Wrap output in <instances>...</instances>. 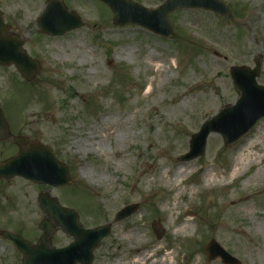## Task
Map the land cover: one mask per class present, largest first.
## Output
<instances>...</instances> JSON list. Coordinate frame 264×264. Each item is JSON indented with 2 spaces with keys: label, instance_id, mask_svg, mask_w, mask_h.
Wrapping results in <instances>:
<instances>
[{
  "label": "rangeland",
  "instance_id": "374dc122",
  "mask_svg": "<svg viewBox=\"0 0 264 264\" xmlns=\"http://www.w3.org/2000/svg\"><path fill=\"white\" fill-rule=\"evenodd\" d=\"M47 1L0 0L9 31L42 65L31 82L14 66L0 67V105L12 133L50 147L72 182L55 188L0 179V230L39 243L44 192L76 210L84 227L111 226L93 264H224L208 261L212 239L242 264H264V173L253 177L264 160L236 165L241 151L264 148V119L233 145L213 133L205 155L179 160L202 123L239 98L230 68H253L257 55L264 62V0H221L229 7L225 16L175 11L172 39L113 24L97 0H63L84 25L48 36L37 25ZM134 1L156 8L165 0ZM258 83L264 85V63ZM18 150L11 139L0 141V160ZM179 167L187 170L181 180ZM131 203H139L137 212L117 221ZM156 220L165 230L161 239ZM72 241L59 227L51 236L56 248ZM143 254L147 259L137 262ZM22 258L0 235V264Z\"/></svg>",
  "mask_w": 264,
  "mask_h": 264
},
{
  "label": "water",
  "instance_id": "95a60500",
  "mask_svg": "<svg viewBox=\"0 0 264 264\" xmlns=\"http://www.w3.org/2000/svg\"><path fill=\"white\" fill-rule=\"evenodd\" d=\"M110 7L116 25H136L152 33L167 38L174 36L169 16L178 9H204L220 15H227L228 6L220 0H166L156 9L147 8L131 0H100ZM38 27L44 34L56 36L79 28L83 21L75 12L69 11L62 0H49L37 19ZM23 41L16 35H9L8 27L0 12V65H15L18 71L31 81L41 72L38 61L23 49ZM255 67L233 66L231 78L240 98L234 105H227L211 119L205 121L199 132L190 140V151L180 157L191 160L205 154L210 133H220L225 145H232L245 136L254 125L264 117V86L259 85L257 77L263 65V57L254 59ZM12 136L5 115L0 107V139ZM20 146L18 154L0 164V178L11 179L15 176L32 180L37 184H50L65 187L71 183L69 168L59 162L52 150L37 145L24 146L22 138L14 137ZM38 202L46 214L39 227L43 232L38 244H33L22 236L10 231L2 235L12 240L23 254L22 264H92L93 251L111 231L110 225L94 229L84 228L78 221V213L63 207L57 198L42 192ZM138 208L129 205L120 210L116 220H122ZM52 220L54 222H52ZM155 234L161 239L165 233L158 221L153 222ZM60 227L74 238L67 247L54 248L51 236ZM206 251L208 260L220 258L224 264H241V261L228 253L216 240H211Z\"/></svg>",
  "mask_w": 264,
  "mask_h": 264
},
{
  "label": "bare ground",
  "instance_id": "6f19581e",
  "mask_svg": "<svg viewBox=\"0 0 264 264\" xmlns=\"http://www.w3.org/2000/svg\"><path fill=\"white\" fill-rule=\"evenodd\" d=\"M250 143V142H249ZM77 145L79 146L80 144L77 142ZM246 146L243 147V150ZM264 160V148L262 150H260L258 153H251V152H247L244 153L243 151L240 152V156H239V161L237 162L236 165L238 166H244V165H251L252 162H254L253 160ZM166 173V172H165ZM187 173V170L181 169L180 167L176 170V174H175V178H177V180H181L185 177ZM264 173V169L260 168L258 169L257 173L253 176L256 177L260 174ZM81 174L85 177H90L91 179L95 180V177L90 175L88 172L82 171ZM210 174V171L207 172V176ZM168 183H170L171 181L168 179L167 181ZM181 192H178L177 195H180ZM187 228V226L185 225L184 227L181 228V230H185ZM145 259H147V255L143 254L140 259L137 261H144ZM166 259H164V261H162V264H165Z\"/></svg>",
  "mask_w": 264,
  "mask_h": 264
},
{
  "label": "flooded vegetation",
  "instance_id": "af4514ba",
  "mask_svg": "<svg viewBox=\"0 0 264 264\" xmlns=\"http://www.w3.org/2000/svg\"><path fill=\"white\" fill-rule=\"evenodd\" d=\"M0 162H1V160H0Z\"/></svg>",
  "mask_w": 264,
  "mask_h": 264
}]
</instances>
